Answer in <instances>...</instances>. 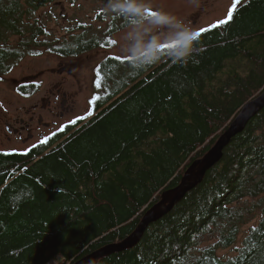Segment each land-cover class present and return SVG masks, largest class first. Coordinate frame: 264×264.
I'll return each instance as SVG.
<instances>
[{
    "label": "trees",
    "instance_id": "1",
    "mask_svg": "<svg viewBox=\"0 0 264 264\" xmlns=\"http://www.w3.org/2000/svg\"><path fill=\"white\" fill-rule=\"evenodd\" d=\"M53 1L0 0V79L43 49L66 57L91 48L72 32L52 37L35 18ZM230 12L205 28L187 63L105 59L94 80L104 94L86 118L25 152L0 153V264H74L121 242L212 148L264 90V0H236ZM95 264H264V109L135 247Z\"/></svg>",
    "mask_w": 264,
    "mask_h": 264
},
{
    "label": "rangeland",
    "instance_id": "2",
    "mask_svg": "<svg viewBox=\"0 0 264 264\" xmlns=\"http://www.w3.org/2000/svg\"><path fill=\"white\" fill-rule=\"evenodd\" d=\"M148 2L151 5V11L164 12L180 20H184L190 12V7L178 9L171 0H148ZM235 2L236 0H207L201 21L197 25V29L193 30L205 29L226 19ZM104 7L103 0L102 2L99 0H55L36 12L35 18H39L45 24L50 35L58 40L62 41L67 38L69 41L71 32L78 37L76 29L83 24L89 29H86L87 33L95 34L97 38L104 40L105 46L90 52L87 50V53L69 59L43 49L39 55L25 56L13 64L11 70L0 79V153L25 152L39 141L38 136L41 133L48 138L73 120L86 118L85 116L91 110V101L104 94L103 90L94 85L97 65L109 56L117 58L127 56L122 52L125 31L119 36H115V41L113 39L109 44H106L109 40L108 36L104 37L107 31L98 21L99 17L97 15L94 17L95 11ZM17 41V38L12 39L13 43ZM62 69L64 73L58 74V71ZM57 83L61 84L62 91L66 92L71 99L73 115L58 120V125L50 129L38 127L35 121L33 125L35 138L33 140L22 144L11 136L12 139L8 142L9 135L5 130V125L18 128V124H14V120L27 121L31 110L34 114L42 116L44 122L50 124L53 118L43 111L41 100L48 95L49 91L53 90V86ZM21 84L34 85V91L27 96L19 93L17 88ZM109 86H111L110 82ZM35 105L37 107L32 108ZM45 139L41 142H44ZM247 229L248 226L238 236L236 247L240 245ZM236 247L218 250L217 254L228 256L233 253Z\"/></svg>",
    "mask_w": 264,
    "mask_h": 264
},
{
    "label": "clouds",
    "instance_id": "3",
    "mask_svg": "<svg viewBox=\"0 0 264 264\" xmlns=\"http://www.w3.org/2000/svg\"><path fill=\"white\" fill-rule=\"evenodd\" d=\"M149 10L148 0H109L108 11L127 21L123 54L136 67L154 64L163 54L174 63H187L198 51L195 31L175 16L160 11H153L156 15L150 16ZM172 42L176 46L162 53L160 45Z\"/></svg>",
    "mask_w": 264,
    "mask_h": 264
},
{
    "label": "water",
    "instance_id": "4",
    "mask_svg": "<svg viewBox=\"0 0 264 264\" xmlns=\"http://www.w3.org/2000/svg\"><path fill=\"white\" fill-rule=\"evenodd\" d=\"M263 109L264 90L240 109L212 148L186 169L178 185L161 193L160 200L145 211L131 235L121 242L105 246L79 259L74 264H95L101 258L135 247L151 225L169 214L177 203L203 182L208 171L222 159L225 148L232 139L241 134L248 123Z\"/></svg>",
    "mask_w": 264,
    "mask_h": 264
},
{
    "label": "flooded vegetation",
    "instance_id": "5",
    "mask_svg": "<svg viewBox=\"0 0 264 264\" xmlns=\"http://www.w3.org/2000/svg\"><path fill=\"white\" fill-rule=\"evenodd\" d=\"M99 1L102 2V0H99ZM171 1L174 3V5H176V7L178 9L181 7H184V8L190 7V12L187 14L185 19L182 21L186 26L195 30V28L197 27V25L201 21V17L204 13L205 5H207V0H171ZM103 3H104L105 7L98 9V11H95L94 17L96 15L99 17L98 21L101 22V24L104 26L105 30L107 31V33L104 37L108 36L109 40H108V43L106 42V44H109L110 40L112 41L115 36H119L121 33L126 31L127 21L123 17H119V16L115 15L114 13L108 11L109 0H103ZM86 29H88L87 26H84L83 24H81L79 26V28H77L76 30L78 33V40H81V41L84 40L85 42L90 43L91 48L88 49L87 52H90V51H92L98 47H104L105 46L104 40L97 38L95 36V34H91V33L88 34L87 32L89 29L88 30H86ZM114 41H115V39H114ZM83 45H85V43ZM92 46H93V48H92ZM87 52L84 51V52L78 53L77 55H69L66 57L62 56V58H65V59L74 58V57H78V56L82 55L83 53H87ZM109 57H107V58H109ZM107 58H105V59H107ZM105 59H103L101 62H103ZM121 59H125V58H121ZM98 65H97V67H98ZM67 72H70V71H67ZM63 73H64L63 69L61 71H58V74H63ZM23 86H30V85L21 84L18 86L17 91L19 92V89ZM92 101H91V105H92ZM41 102H42L43 111H46L53 118V120L50 122V124L44 122L42 116H40L38 114H34L33 110H31L30 116H29L27 121L22 120V119L21 120L20 119L14 120V124H18V128H11L8 125H5V130L7 131L8 135H9L7 137L8 142L11 141V139H12L11 136H12V137H14V139L19 140L20 143L25 144L27 141L33 140L35 138V134H34L35 128L33 127L35 121H36V125L38 127L50 129L53 126L58 125V123H57L58 120L63 119L65 116L73 115V113H74L73 103L71 102V99L69 98L67 93L62 91L60 83L55 84L53 86V90L49 91L48 95L46 97L42 98ZM36 107H37V105L33 106L32 108H36ZM59 110H60V112H59ZM90 111L91 110H89V113H90ZM87 116H88V114L85 117H87ZM77 120H80V119H77ZM77 120H75V121L73 120L71 123H74ZM71 123H69V124H71ZM69 124H67V125H69ZM67 125H65V126H67ZM65 126H63V127H65ZM45 138L46 137L41 133L38 136L39 141L37 143H35L33 146H31L29 149H31L37 145L42 144L43 142H41V140H44ZM21 146H24V145H21Z\"/></svg>",
    "mask_w": 264,
    "mask_h": 264
},
{
    "label": "snow or ice",
    "instance_id": "6",
    "mask_svg": "<svg viewBox=\"0 0 264 264\" xmlns=\"http://www.w3.org/2000/svg\"><path fill=\"white\" fill-rule=\"evenodd\" d=\"M237 3H239V0H237ZM233 8H235V4L233 5ZM148 15L154 16V15H156V13L153 12V11H151V10H149ZM231 19H232V13L229 12V14H228V20H231ZM228 20H222V21L219 22V24H226L228 22ZM213 27H217V25H213ZM205 31H207V30L206 29L197 30V31H195V36L197 38H199L202 35V33L205 32ZM175 46H176V43L175 42H172V43H163V44L160 45V50H161L162 53H164V52H166V50H168L170 48H174ZM125 59L126 60H130L131 58L128 57V56H126Z\"/></svg>",
    "mask_w": 264,
    "mask_h": 264
},
{
    "label": "bare ground",
    "instance_id": "7",
    "mask_svg": "<svg viewBox=\"0 0 264 264\" xmlns=\"http://www.w3.org/2000/svg\"><path fill=\"white\" fill-rule=\"evenodd\" d=\"M141 240V239H140ZM139 243V242H138Z\"/></svg>",
    "mask_w": 264,
    "mask_h": 264
}]
</instances>
